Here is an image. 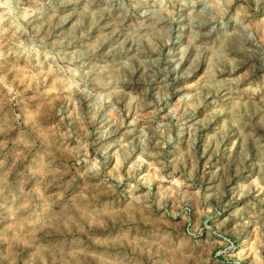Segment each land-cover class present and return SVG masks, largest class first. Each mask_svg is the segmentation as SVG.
Here are the masks:
<instances>
[{
	"label": "rangeland",
	"instance_id": "rangeland-1",
	"mask_svg": "<svg viewBox=\"0 0 264 264\" xmlns=\"http://www.w3.org/2000/svg\"><path fill=\"white\" fill-rule=\"evenodd\" d=\"M0 264H264V0H0Z\"/></svg>",
	"mask_w": 264,
	"mask_h": 264
}]
</instances>
